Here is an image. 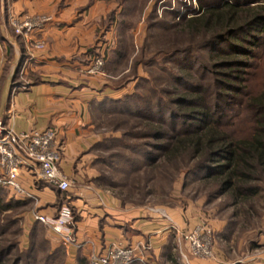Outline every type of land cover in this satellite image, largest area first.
Instances as JSON below:
<instances>
[{
	"label": "rangeland",
	"instance_id": "obj_1",
	"mask_svg": "<svg viewBox=\"0 0 264 264\" xmlns=\"http://www.w3.org/2000/svg\"><path fill=\"white\" fill-rule=\"evenodd\" d=\"M95 1L101 3V10L91 23L102 43L92 46L91 63L104 55V64L90 74L107 75L113 91L91 105L97 141L90 151L96 157L97 177L88 182L125 203L146 205L185 223L178 238L183 248L176 242L179 255L158 264H264V178L256 182L262 187L257 194L236 203L229 194H219L216 184L203 179V174L194 173L196 162L189 156L169 159L159 150L174 134L171 116L181 114L177 99L185 94L183 80L206 87L204 94L222 107L217 111L226 127L238 135L248 134L254 114L247 102L264 84V32L214 40L215 34L188 29L187 18L221 0ZM39 14L54 20L50 13L28 15ZM10 18L7 25L18 35ZM3 57L0 53V61ZM25 57L15 69V61L0 63V109L6 101L2 92L7 75L15 77L13 90L29 81L30 72L22 66ZM148 107L157 120L142 116ZM163 118L168 126L159 122ZM175 121L179 128L182 119ZM155 130L168 138H157ZM19 199L0 187V250L12 247L7 263L21 259L20 264H71L69 255L52 252L49 227L33 223L31 202ZM190 233L210 242L211 257L193 254L186 240Z\"/></svg>",
	"mask_w": 264,
	"mask_h": 264
},
{
	"label": "crops",
	"instance_id": "obj_2",
	"mask_svg": "<svg viewBox=\"0 0 264 264\" xmlns=\"http://www.w3.org/2000/svg\"><path fill=\"white\" fill-rule=\"evenodd\" d=\"M100 7L95 0H0V53L6 57L0 63L15 61V69L25 55L22 66L30 72L26 86L14 90L15 77L7 75L0 119L18 132L58 130L61 167L73 182L71 189L62 193L32 181L27 173L22 177L24 186L40 199L38 204L28 200L33 205V223L43 224L35 220V211L55 215L66 200L75 209L73 241H64L48 226L52 252L69 255L71 264H80L89 263L93 252L125 245L134 247L141 257L136 263L158 264L179 255L176 242L185 223L176 215L165 217L146 205L125 203L115 193L88 182L97 177L96 157L90 151L97 141L91 105L113 91L107 75L88 72L92 46L102 43L91 23ZM27 13L54 15L53 22L36 34L46 40L44 49L32 48L31 42L7 25L10 16Z\"/></svg>",
	"mask_w": 264,
	"mask_h": 264
},
{
	"label": "trees",
	"instance_id": "obj_3",
	"mask_svg": "<svg viewBox=\"0 0 264 264\" xmlns=\"http://www.w3.org/2000/svg\"><path fill=\"white\" fill-rule=\"evenodd\" d=\"M214 4L207 5L201 14L187 18L185 25L188 29L215 34L214 40L243 32L252 35L253 30L257 34L264 32V3L243 5L240 0H221ZM181 82L186 86L182 90L185 94L177 99L181 114L171 116L170 127L174 134L159 150L163 157L169 159L189 156L196 162L192 166L196 172H193L203 174L201 177L208 182H214L219 194H229L236 203L247 201L260 191L262 187L256 182L264 178V84L247 102L254 114V125L244 136L226 127L217 111L222 107L204 94L206 87L184 80ZM144 110L142 116L157 120L151 107ZM180 118L182 121L178 128L174 122ZM159 122L166 126L169 124L164 118ZM156 131L157 138H168L167 133L163 135ZM19 200L24 204L28 201ZM10 251L12 247L9 251L0 250V264H8L6 256ZM20 262L21 259H17L12 264Z\"/></svg>",
	"mask_w": 264,
	"mask_h": 264
},
{
	"label": "built area",
	"instance_id": "obj_4",
	"mask_svg": "<svg viewBox=\"0 0 264 264\" xmlns=\"http://www.w3.org/2000/svg\"><path fill=\"white\" fill-rule=\"evenodd\" d=\"M53 20L49 14L11 16L10 24L18 35H22L32 48L44 49L45 39L36 37L43 32ZM36 37V38H35ZM104 64V55H97L88 72L95 74ZM62 146L58 140V130L48 127L42 130L18 132L0 120V185L23 200L39 203V197L24 186L22 177L30 175L32 181L44 182L62 193L68 192L73 186L72 180L62 170ZM35 220L49 226L53 232L61 235L64 241H73L72 226L75 222V209L71 204L63 202L55 215H43L34 212ZM194 255L211 257L213 249L210 242L201 239L198 233L186 236ZM182 249V241L178 240ZM184 255V253H183ZM142 260L132 246L113 245L101 252L90 255V264H133Z\"/></svg>",
	"mask_w": 264,
	"mask_h": 264
}]
</instances>
